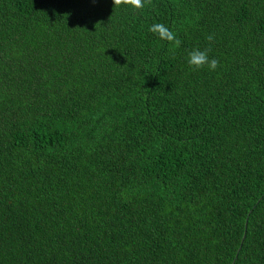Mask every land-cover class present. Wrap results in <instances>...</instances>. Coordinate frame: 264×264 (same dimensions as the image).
<instances>
[{
    "label": "trees",
    "instance_id": "16d2710c",
    "mask_svg": "<svg viewBox=\"0 0 264 264\" xmlns=\"http://www.w3.org/2000/svg\"><path fill=\"white\" fill-rule=\"evenodd\" d=\"M0 264H264V0H0Z\"/></svg>",
    "mask_w": 264,
    "mask_h": 264
},
{
    "label": "clouds",
    "instance_id": "9594fccd",
    "mask_svg": "<svg viewBox=\"0 0 264 264\" xmlns=\"http://www.w3.org/2000/svg\"><path fill=\"white\" fill-rule=\"evenodd\" d=\"M152 0H113L114 8L122 5L129 6L135 10H143L146 5H151ZM148 31L155 35L159 40L167 42L173 48H179L182 41L177 34L171 30L166 24L153 23ZM205 39L211 44L214 41L213 35H208ZM210 48L201 50L200 48H193L188 51L187 62L192 70H200L207 68L209 71H215L219 66V61L216 58H210Z\"/></svg>",
    "mask_w": 264,
    "mask_h": 264
}]
</instances>
